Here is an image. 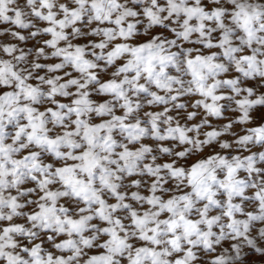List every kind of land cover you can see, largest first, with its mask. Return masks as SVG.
I'll return each instance as SVG.
<instances>
[{
	"label": "snow or ice",
	"instance_id": "snow-or-ice-1",
	"mask_svg": "<svg viewBox=\"0 0 264 264\" xmlns=\"http://www.w3.org/2000/svg\"><path fill=\"white\" fill-rule=\"evenodd\" d=\"M0 264H264V0H0Z\"/></svg>",
	"mask_w": 264,
	"mask_h": 264
}]
</instances>
